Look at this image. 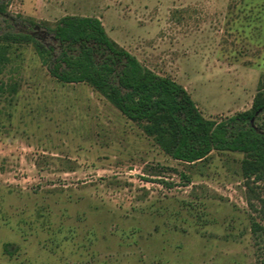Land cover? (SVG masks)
Here are the masks:
<instances>
[{
    "label": "rangeland",
    "instance_id": "374dc122",
    "mask_svg": "<svg viewBox=\"0 0 264 264\" xmlns=\"http://www.w3.org/2000/svg\"><path fill=\"white\" fill-rule=\"evenodd\" d=\"M6 4L5 29L37 34L33 21L99 17L217 121L250 109L264 75V0ZM6 54L0 264H264V181L243 178V153L182 163L91 86L57 83L32 45Z\"/></svg>",
    "mask_w": 264,
    "mask_h": 264
},
{
    "label": "trees",
    "instance_id": "16d2710c",
    "mask_svg": "<svg viewBox=\"0 0 264 264\" xmlns=\"http://www.w3.org/2000/svg\"><path fill=\"white\" fill-rule=\"evenodd\" d=\"M7 16L6 0H0V60L16 44L32 45L57 83L91 86L172 158L195 164L214 151L243 153V178L264 181V75L250 109L217 121L203 115L182 84L147 67L112 39L99 17L33 21L37 34L5 29ZM13 246L6 243L5 252L14 255Z\"/></svg>",
    "mask_w": 264,
    "mask_h": 264
}]
</instances>
